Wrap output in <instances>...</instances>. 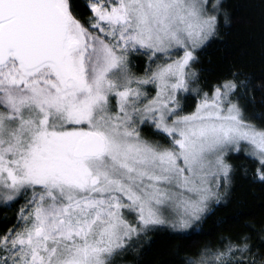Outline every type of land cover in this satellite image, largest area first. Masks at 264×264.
<instances>
[{"label": "snow or ice", "instance_id": "6c2138e0", "mask_svg": "<svg viewBox=\"0 0 264 264\" xmlns=\"http://www.w3.org/2000/svg\"><path fill=\"white\" fill-rule=\"evenodd\" d=\"M236 22L225 0H0V264H142L209 221L161 264H264V71L204 59ZM238 177L257 209L226 211Z\"/></svg>", "mask_w": 264, "mask_h": 264}, {"label": "trees", "instance_id": "16d2710c", "mask_svg": "<svg viewBox=\"0 0 264 264\" xmlns=\"http://www.w3.org/2000/svg\"><path fill=\"white\" fill-rule=\"evenodd\" d=\"M253 2L254 0H225L237 22L231 26H225L223 39L214 42L206 50L204 53L206 64L209 58L213 65H218L221 60L225 59H238L248 62L251 65L250 71L257 75L264 71V63H262L264 26L261 24L259 12L248 8V5ZM260 197L259 184H250L246 179L238 177L233 189L232 203L226 211L231 212L236 208L257 209L262 202ZM223 214L224 212H218L217 216ZM2 216L3 213H0V219ZM260 219V215L255 213L248 222L258 223ZM0 226L3 225L0 224ZM204 233H210V235H193L190 239L187 237L181 239L160 233L155 237L151 247L143 253L142 264H161L162 261L171 258L177 247L191 246L194 248L202 240L215 239L219 235L218 231L213 230L212 221L204 226Z\"/></svg>", "mask_w": 264, "mask_h": 264}]
</instances>
